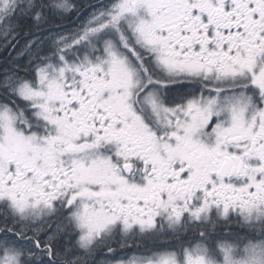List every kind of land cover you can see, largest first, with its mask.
I'll use <instances>...</instances> for the list:
<instances>
[{
  "label": "snow or ice",
  "instance_id": "6c2138e0",
  "mask_svg": "<svg viewBox=\"0 0 264 264\" xmlns=\"http://www.w3.org/2000/svg\"><path fill=\"white\" fill-rule=\"evenodd\" d=\"M0 264H264V0H0Z\"/></svg>",
  "mask_w": 264,
  "mask_h": 264
}]
</instances>
